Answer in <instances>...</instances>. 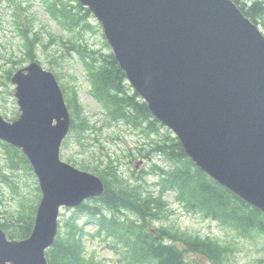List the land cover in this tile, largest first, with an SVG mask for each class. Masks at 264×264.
Instances as JSON below:
<instances>
[{
  "label": "water",
  "instance_id": "95a60500",
  "mask_svg": "<svg viewBox=\"0 0 264 264\" xmlns=\"http://www.w3.org/2000/svg\"><path fill=\"white\" fill-rule=\"evenodd\" d=\"M153 116L212 179L264 212V35L234 0H79ZM12 83L21 116L0 114V140L22 149L43 198L29 238L0 227V264H48L62 207L105 193L97 175L61 160L71 114L38 62ZM142 163L137 165V168Z\"/></svg>",
  "mask_w": 264,
  "mask_h": 264
},
{
  "label": "rangeland",
  "instance_id": "374dc122",
  "mask_svg": "<svg viewBox=\"0 0 264 264\" xmlns=\"http://www.w3.org/2000/svg\"><path fill=\"white\" fill-rule=\"evenodd\" d=\"M52 2L60 4L61 7L62 3H73L71 9L80 17L79 25L73 29H66L61 25L50 15V9L57 10ZM82 6L78 0H0V113L8 121L16 117L18 105L14 97L15 86L11 83V74L27 66L31 60H37L45 69L55 73L66 100H69V96H76L82 106V117H79V125L75 130V114L70 109L73 123L62 146V161L98 177L100 175L94 171L95 167L106 164L112 168L117 167L123 176L125 194L134 198V202L140 201L137 187L158 196L160 188L157 184L165 171L156 172L155 164H161L162 168L168 170L170 163L163 160L158 153H149V150L151 142L161 137L158 132L145 133V136L125 121H113L104 106L94 98L90 70L97 68L100 62L104 63V56L113 52L98 19L92 11ZM257 22L264 35V21L258 19ZM22 25L28 28L25 31L28 37L21 32ZM29 40H34V43H29ZM126 84H129L128 81ZM131 89L134 92L132 87ZM86 118L91 129L79 136L77 131ZM167 129L162 128L160 133H167ZM3 144L6 143L0 141L2 225L10 222L11 217L29 218L37 201L40 202L42 197L38 179L28 159L16 149L19 153L14 152V158L10 160ZM101 160L105 162L101 163ZM139 163L142 164L137 168ZM147 195L149 194L142 196ZM163 201L165 206L160 210L159 216L146 218L151 228L173 231L178 229L193 236L210 238L229 245L233 252L229 260L226 259V264H264V238H242L219 221L188 211L174 190L167 191ZM89 204L95 205V202ZM74 216L77 218L76 224H86L84 245L86 258L91 263L132 264L131 259L125 258L128 254L126 245L110 238L108 234L104 235L94 224H87L79 208L62 209L60 233L67 231L64 224ZM119 217L139 224L142 222L132 210H125ZM188 256L195 257L193 254ZM195 261L199 263L197 259Z\"/></svg>",
  "mask_w": 264,
  "mask_h": 264
},
{
  "label": "trees",
  "instance_id": "16d2710c",
  "mask_svg": "<svg viewBox=\"0 0 264 264\" xmlns=\"http://www.w3.org/2000/svg\"><path fill=\"white\" fill-rule=\"evenodd\" d=\"M247 1H250L249 5L236 0L244 14L256 24H259L258 19L264 21V2ZM52 3L57 10L50 9V15L61 25L66 29H73L79 25L80 17L71 9L73 3H62V7L56 2ZM87 11L89 12L88 9ZM20 29L22 34L28 37L25 32L28 28L22 25ZM32 42L34 43V40H29V43ZM103 61L104 63L99 61V66L90 70L89 74L94 98L104 106L113 121H125L131 128L145 136H147L145 133L158 132L161 139L151 142L149 153L152 151L160 154L170 165L168 170H165L161 164V166L155 164L156 172L165 171L157 184L160 194L154 196L152 192H145L137 187L140 198L138 202H134V198L125 194L123 176L117 167L112 168L107 164L95 167L94 171L106 184V192L102 197L90 200L79 208L85 216V222L94 224L104 235L108 234L110 238L124 243L128 250L125 258L131 259L132 264H226V259L229 260L233 252L229 245L214 239L193 236L178 229L173 231L150 227L146 218L158 217L160 210L165 206L163 201L165 193L174 190L188 211L217 220L242 238H264V213L243 201L196 166L187 156L179 139L169 130L165 134L160 133L165 127L153 117L148 105L140 96L126 84V75L114 55H105ZM67 102L75 114L73 123L75 130L79 125V117H82V106L76 96H69ZM90 129L86 118L77 133L82 136ZM3 145L10 160L14 158V152L19 153L14 147ZM103 162L105 160H101V163ZM143 194L149 195L143 197ZM92 201L95 205L89 204ZM125 210L135 212L142 219L141 224L122 220L119 216ZM35 215L36 206L29 218L11 217L10 222L3 225L0 223V226L6 230L10 239L28 238L34 227ZM76 223L77 218L74 216L71 221L64 224L67 231L58 236L54 246L47 251L46 258L49 264H93L86 258L84 245L86 224ZM188 254L195 257H189ZM196 259L199 263L195 261Z\"/></svg>",
  "mask_w": 264,
  "mask_h": 264
},
{
  "label": "bare ground",
  "instance_id": "6f19581e",
  "mask_svg": "<svg viewBox=\"0 0 264 264\" xmlns=\"http://www.w3.org/2000/svg\"><path fill=\"white\" fill-rule=\"evenodd\" d=\"M21 115H19V117H20ZM42 198H43V193H42ZM40 206V205H39Z\"/></svg>",
  "mask_w": 264,
  "mask_h": 264
},
{
  "label": "flooded vegetation",
  "instance_id": "af4514ba",
  "mask_svg": "<svg viewBox=\"0 0 264 264\" xmlns=\"http://www.w3.org/2000/svg\"><path fill=\"white\" fill-rule=\"evenodd\" d=\"M19 116V112H18V114L16 115V117H18Z\"/></svg>",
  "mask_w": 264,
  "mask_h": 264
}]
</instances>
